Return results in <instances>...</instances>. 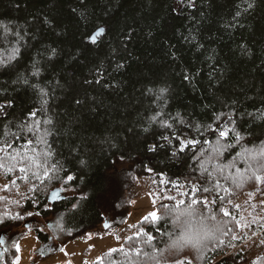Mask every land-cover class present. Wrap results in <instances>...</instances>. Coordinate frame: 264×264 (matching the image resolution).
Masks as SVG:
<instances>
[{"label":"trees","instance_id":"16d2710c","mask_svg":"<svg viewBox=\"0 0 264 264\" xmlns=\"http://www.w3.org/2000/svg\"><path fill=\"white\" fill-rule=\"evenodd\" d=\"M0 106L16 241L33 209L67 241L125 224L149 176L162 213L92 264H264L240 248L264 232V0H0Z\"/></svg>","mask_w":264,"mask_h":264},{"label":"rangeland","instance_id":"374dc122","mask_svg":"<svg viewBox=\"0 0 264 264\" xmlns=\"http://www.w3.org/2000/svg\"><path fill=\"white\" fill-rule=\"evenodd\" d=\"M178 8H180L179 5ZM101 32L102 30L97 32L95 36H98ZM6 184L7 178L0 172V188ZM51 193L50 195L53 200L65 195V192L61 189H54ZM1 195L2 193L0 192ZM24 195L25 197H23ZM29 195L28 188L24 187L17 195H14V198L21 196L20 200H24ZM167 195L161 194L154 187L152 179L149 176H141L136 183L135 197L130 203V211L125 224L72 241H67L64 240L65 238H62L64 236L59 231L60 221L56 220V218L44 217L42 214L36 213L33 209L28 212L29 217L26 218V221L31 220L30 223L32 225L25 224L23 227H20L19 232L24 233L21 239L16 241L14 239L15 231L13 229H6L9 232L6 233V236L12 241V246H15L19 252L15 264H92L104 252L118 248L127 236L136 233V225L144 217L152 213H156L159 216L162 212H159L158 205L163 200V197L165 198ZM251 197V195H247L246 199L250 200ZM242 202H244L243 198ZM243 205L245 206L246 204L244 203ZM253 208L255 210L257 208V212L255 211L253 213ZM260 208H263V210H260ZM244 213L248 215V218L253 223L259 220L258 226H263L264 197L261 196L253 201L252 204H249ZM27 224L29 223L27 222ZM39 229L48 235L46 240H43L37 233ZM250 235L251 232L249 233ZM263 247L264 232H261L255 237L254 241L248 240L240 248L247 250L250 257H255L261 252Z\"/></svg>","mask_w":264,"mask_h":264},{"label":"snow or ice","instance_id":"6c2138e0","mask_svg":"<svg viewBox=\"0 0 264 264\" xmlns=\"http://www.w3.org/2000/svg\"><path fill=\"white\" fill-rule=\"evenodd\" d=\"M77 103H79V101H77ZM0 107H2V106H0ZM227 134H228L227 132H221L220 133L221 136H226ZM191 143H198V141H192ZM216 143H217V147L213 149V152H219V153L222 154V152H223V145H221V142L219 140H217ZM24 170L25 169H23V168L21 169V171H24ZM45 175L47 176V171L45 172ZM255 178L257 180H260V181L264 182V177L256 176ZM69 179H71V177H69ZM205 191H208V189H205ZM193 203H196V201H193ZM187 214H189V215L192 214L191 206H189V210H187ZM224 214L225 215H229V213L227 212V210H224ZM151 215H152V217H153L154 220L155 219H158V216H157L156 213H152ZM211 219L215 220L216 217L213 216V217H211ZM216 232L225 233V228L221 226V223L220 222H217V225L215 226V228L210 229V230L207 231V233L204 236V239L205 240H208V239H211V238L215 237V233ZM202 243H203V240H200V239L193 240V239L189 238V239H187V240L184 241V244H192L193 247H197V248Z\"/></svg>","mask_w":264,"mask_h":264},{"label":"flooded vegetation","instance_id":"af4514ba","mask_svg":"<svg viewBox=\"0 0 264 264\" xmlns=\"http://www.w3.org/2000/svg\"><path fill=\"white\" fill-rule=\"evenodd\" d=\"M26 222L29 223L28 225H32L30 223L31 220L26 221ZM6 233H9L6 231V229L0 230V264H9L8 254L10 251L14 249V246H12V243H11L12 241H10V239L6 236Z\"/></svg>","mask_w":264,"mask_h":264},{"label":"water","instance_id":"95a60500","mask_svg":"<svg viewBox=\"0 0 264 264\" xmlns=\"http://www.w3.org/2000/svg\"><path fill=\"white\" fill-rule=\"evenodd\" d=\"M51 192H53V190H52ZM51 194H52V193H51ZM50 199L53 200L51 195H50Z\"/></svg>","mask_w":264,"mask_h":264}]
</instances>
